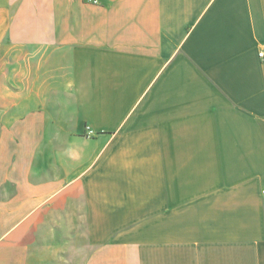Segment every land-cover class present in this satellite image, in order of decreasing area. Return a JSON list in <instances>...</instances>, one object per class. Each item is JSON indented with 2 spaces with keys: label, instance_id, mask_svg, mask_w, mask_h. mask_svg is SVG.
Wrapping results in <instances>:
<instances>
[{
  "label": "crops",
  "instance_id": "1",
  "mask_svg": "<svg viewBox=\"0 0 264 264\" xmlns=\"http://www.w3.org/2000/svg\"><path fill=\"white\" fill-rule=\"evenodd\" d=\"M264 0H0V264H264Z\"/></svg>",
  "mask_w": 264,
  "mask_h": 264
},
{
  "label": "built area",
  "instance_id": "2",
  "mask_svg": "<svg viewBox=\"0 0 264 264\" xmlns=\"http://www.w3.org/2000/svg\"><path fill=\"white\" fill-rule=\"evenodd\" d=\"M86 1L87 2H91V3H95V4L99 3V0H86ZM259 55L260 56H263L264 55V52H261Z\"/></svg>",
  "mask_w": 264,
  "mask_h": 264
}]
</instances>
